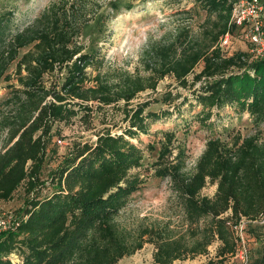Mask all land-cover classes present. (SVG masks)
I'll list each match as a JSON object with an SVG mask.
<instances>
[{
  "label": "trees",
  "instance_id": "trees-1",
  "mask_svg": "<svg viewBox=\"0 0 264 264\" xmlns=\"http://www.w3.org/2000/svg\"><path fill=\"white\" fill-rule=\"evenodd\" d=\"M193 1L205 12L197 32L181 26L148 42L139 58L146 74L123 71L113 82L87 72L101 64L98 48L88 45L84 51L80 41L98 22L94 0L52 1L19 29L13 11L0 13V79L11 78L7 68L13 64L18 86L9 85L10 97L0 101L7 134L0 152V200L9 199L20 184L26 194L34 191L17 224L0 231V264H113L146 241L153 245L154 264H170L205 254L215 240L219 244L206 264H222L238 250L240 221L264 216V57L251 59L245 50L225 55L219 48L234 0ZM199 62L201 69L193 72ZM167 75L181 87L196 83L190 92L201 123L213 109L231 107L247 113L254 131L225 141L206 139L191 171L184 169V149L170 145L173 133L166 131L151 165L155 177L167 179L181 224L157 221L131 233L113 220L142 182L130 173L141 160V149L130 138L170 111L146 110V101L127 106ZM174 98L165 92L161 100L172 105ZM120 100L126 126L119 133L102 128L92 142H72L48 171L55 189L37 191L53 124L79 111L80 118L88 116V102ZM206 183L215 184L211 196L200 193ZM258 261L264 264V254Z\"/></svg>",
  "mask_w": 264,
  "mask_h": 264
},
{
  "label": "rangeland",
  "instance_id": "rangeland-1",
  "mask_svg": "<svg viewBox=\"0 0 264 264\" xmlns=\"http://www.w3.org/2000/svg\"><path fill=\"white\" fill-rule=\"evenodd\" d=\"M52 1L56 0H0V13L5 10L13 11L14 29H19L30 24ZM94 1L100 23L96 21L92 31H84L80 41L85 45L84 51L88 45L97 47L99 51L98 58L101 59V64L95 70L91 66L87 67L89 77L99 72L111 82L123 71L145 75L139 58L148 42L168 36L181 26H188L192 33L197 32L205 17V12L196 7L193 0ZM110 2H114L115 8ZM218 46L225 55L237 50H245L242 41L234 39ZM23 51L24 49L19 50V53ZM201 66L202 62L197 63L193 72H198ZM12 68L13 64L7 68V73L11 75L9 80L0 79L1 102L10 97L9 85L18 87L16 79L12 77ZM191 76L192 74L187 75L188 82L191 81ZM47 82L48 80H45L44 83L47 85ZM196 87V83L192 87L178 86L175 80L167 75L158 80L154 90L140 91L129 102L127 108L146 101L148 102L146 110L159 112L167 109L170 114L150 123L144 133H138L136 137L130 138V141L141 149L140 166L131 169L130 173L137 174L142 182L139 189L128 197L123 208L113 217L118 227L132 233L138 226L154 224L157 221H168L169 226L173 227L180 226L181 214L177 205L173 203L168 181L166 178L155 177L151 165L156 157L159 142L164 140L166 131L173 133L170 145L184 149L183 163L186 171H191L196 158L203 150L206 139L218 137L221 141H225L233 134L239 133L244 136L254 131L247 113L236 112L231 107L213 109L205 124L201 123L195 117L200 106L192 101L190 92ZM165 92L174 95L172 105L162 102ZM183 97L186 99L182 100ZM1 104L0 110L5 112L6 108ZM88 104L91 106L88 116L80 118L79 115L83 113L79 111L77 116L71 117L68 121L53 124L39 175L43 184L36 186L37 191L42 195L55 189L48 171L68 151L72 142L85 140L92 142L95 139L94 134L102 128L108 129L111 133H119L126 126V121H122L121 100L117 104L98 105L96 102H88ZM3 116L4 113H0V152L4 148L7 135L3 126ZM261 127L263 129V126ZM57 139L60 142H57ZM260 139H264V130L260 134ZM175 152L176 148L173 149L172 155ZM214 190L215 184L206 183L200 193L211 196ZM32 193L26 194L24 185L20 184L9 199L0 200V225L2 226L4 222V229L13 228L17 224L25 200L31 197ZM236 235L239 237L238 250L234 255L227 257L222 264H260L258 259L264 254V216L254 220L242 219L236 227ZM218 244L219 242L215 240L207 247L205 254L176 259L170 264H206L209 258H213ZM152 252L153 245L146 241L134 253L120 257L113 264H154ZM10 257L14 259L15 256L10 255Z\"/></svg>",
  "mask_w": 264,
  "mask_h": 264
},
{
  "label": "built area",
  "instance_id": "built-area-1",
  "mask_svg": "<svg viewBox=\"0 0 264 264\" xmlns=\"http://www.w3.org/2000/svg\"><path fill=\"white\" fill-rule=\"evenodd\" d=\"M230 39L242 41L251 59L264 57V0L232 1L227 30L220 37L219 45ZM0 227L4 230V222Z\"/></svg>",
  "mask_w": 264,
  "mask_h": 264
}]
</instances>
